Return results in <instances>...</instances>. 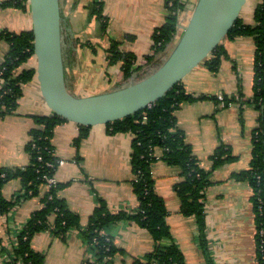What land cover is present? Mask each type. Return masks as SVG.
I'll return each instance as SVG.
<instances>
[{"label": "crops", "instance_id": "obj_1", "mask_svg": "<svg viewBox=\"0 0 264 264\" xmlns=\"http://www.w3.org/2000/svg\"><path fill=\"white\" fill-rule=\"evenodd\" d=\"M7 1L15 5L0 6V32L32 31L28 2L0 0V4ZM59 1L67 89H82L80 86L83 87L85 81L98 85L93 88L95 92L86 96L117 90L154 72L174 49L196 2L189 0L187 9L179 14L177 32L165 53L147 61L146 57L154 54L152 36L165 22L164 0ZM93 1L101 3L108 19L105 35L89 15L88 5ZM259 3L260 0H247L239 15L243 24H254V11ZM110 41L120 42L121 51L136 57L135 70L128 81H124L119 64H107L105 51ZM220 45L224 55L216 71L200 65L182 81L187 95L210 98L182 104L175 112V119L191 155L201 169L209 172L212 183L204 190L202 200L211 264H258L250 204L252 192L247 182L235 178L250 169L251 135L260 118V111L253 102L255 47L253 39L247 36L223 39ZM8 51V43L1 41L0 64ZM30 68H36L34 56L18 71ZM100 77L108 80L97 84ZM1 85L0 80V88ZM33 116H52L36 77L23 85L15 113L0 118V169L29 166L27 145L31 131L38 128ZM79 134V125L66 121L54 128L50 138L52 155L58 163L54 174L59 184L56 197L77 218L78 224L68 230L63 239L50 230L32 236L30 248L43 257V264H81L91 257L81 233L96 208L102 206L108 214L131 215L139 206L133 189L132 135L112 134L105 125L89 127L86 137L80 141ZM220 146L229 149L231 158L213 169L211 159ZM155 156L158 160L152 165L153 189L167 211L165 221L170 240L177 246L184 264H207L198 245L195 219L180 213V201L174 189L183 181L181 171L160 159L161 149H155ZM47 192L48 187L41 185L34 194L26 193L18 178L3 184L1 198L14 205L0 213V251L12 250L16 235L41 209ZM109 230L118 250L110 264H132L154 249L151 235L132 220L124 219ZM6 258L7 255L1 253L0 264Z\"/></svg>", "mask_w": 264, "mask_h": 264}, {"label": "trees", "instance_id": "obj_2", "mask_svg": "<svg viewBox=\"0 0 264 264\" xmlns=\"http://www.w3.org/2000/svg\"><path fill=\"white\" fill-rule=\"evenodd\" d=\"M25 1L28 2V0ZM187 4L189 0L186 4L181 0H164L165 22L155 30L152 36L154 54L147 56V61H151L158 54L165 53L177 32L179 14L186 10ZM12 5L15 4L9 1L0 4L4 8ZM88 10L90 17L97 22L99 31L105 35L108 19L103 14L101 3L93 1L88 5ZM243 36L251 37L254 42L253 102L260 111V118L251 135L250 169L235 178L247 182L251 189L250 204L256 231L255 259L258 264H264V0H260L254 11L253 25L243 24L238 18L224 39L230 40ZM1 41H6L9 45L7 57L0 64V77L4 81L0 88V118H3L15 113L18 100L22 96V87L33 80L36 68L18 71L34 56L32 31L16 34L4 30L0 32ZM120 45V42H109L105 51L106 61L108 65L119 64L124 81H128L133 76L136 57L132 53L121 51ZM223 55L222 45H219L201 65L211 71H216ZM140 80L142 78L137 79L136 82ZM207 98L210 97L194 98L187 95L181 82L150 108L105 125L108 132L112 134L129 133L132 135L133 189L138 197L139 206L131 215L125 212L108 214L102 206L96 208L87 228L81 233L91 255L81 264L111 263L118 250L113 244L109 228L124 219L136 222L151 235L154 241L153 251L142 258L135 259L132 264H184L177 246L170 240V232L165 221L167 211L163 200L155 194L153 189L152 165L158 160L155 157L157 148L162 150L161 160L168 165L178 167L181 171L183 181L174 189L180 201V213L195 219L198 245L207 258V264H211L205 236L202 200L204 190L212 183L209 179V172L201 169L191 155L189 146L185 144L183 134L177 128L175 119V112L182 104ZM33 120L38 128L31 131L27 145L30 164L25 168L0 169V191L8 180L18 178L23 182L25 192L34 194L41 185H46L43 176L53 177L55 174L58 163L52 155L50 138L54 128L65 123L66 120L57 115L33 116ZM88 129L89 127L79 126V141L86 137ZM38 158L42 160L39 161ZM230 158V151L227 147H218L211 159L213 169ZM46 163L53 164V168L46 166ZM58 189L57 182L48 186L41 209L32 215L30 221L16 235L12 250L8 252L2 249L0 251V254L7 255L3 264H43V257L30 248L32 236L38 232L50 230L53 235L63 239L68 230L77 226V218L56 197ZM13 205L12 201L5 202L0 196V213L7 212Z\"/></svg>", "mask_w": 264, "mask_h": 264}, {"label": "water", "instance_id": "obj_3", "mask_svg": "<svg viewBox=\"0 0 264 264\" xmlns=\"http://www.w3.org/2000/svg\"><path fill=\"white\" fill-rule=\"evenodd\" d=\"M247 0H196L167 59L150 75L117 90L75 97L66 86L59 0H28L35 77L52 115L79 126L106 125L149 108L221 44Z\"/></svg>", "mask_w": 264, "mask_h": 264}, {"label": "rangeland", "instance_id": "obj_4", "mask_svg": "<svg viewBox=\"0 0 264 264\" xmlns=\"http://www.w3.org/2000/svg\"><path fill=\"white\" fill-rule=\"evenodd\" d=\"M189 6V4H187V6L186 7H188ZM191 8V7H190ZM193 8V7H192ZM192 8H191V10H192ZM187 9V8H186ZM178 21H179V18H178ZM179 23V22H178ZM99 29V28H98ZM103 44V43H102ZM90 79H92V77H90L89 78V80ZM103 80V82L104 83H106V81L108 80V79H104V78H101L100 77V79L98 80V81H96L97 82V84H98V82L99 81H102ZM82 85H83V87L82 86H80L82 89H74V90H70V87H68L69 88V92L73 95V96H75V97H83V96H85V97H87L86 95H88V94H92L93 92H95V90L93 89V88H98V85H95V84H89V83H87V81H85L84 83H82ZM67 86V85H66ZM100 86V85H99ZM87 88V89H84V88ZM101 87V86H100ZM99 87V88H100ZM91 88V89H90Z\"/></svg>", "mask_w": 264, "mask_h": 264}, {"label": "built area", "instance_id": "obj_5", "mask_svg": "<svg viewBox=\"0 0 264 264\" xmlns=\"http://www.w3.org/2000/svg\"><path fill=\"white\" fill-rule=\"evenodd\" d=\"M181 2H183V3H185L186 4V2H187V0H181ZM136 66V65H135ZM0 75H1V72H0ZM0 80H1V82H2V85H3V83H4V81L1 79V77H0ZM1 85V86H2ZM151 107V106H150ZM149 107V108H150ZM156 157V156H155ZM38 160L39 161H41L42 159L41 158H38ZM46 166H48V167H50V168H53V164H51V163H46ZM43 179L46 181V186L48 187V186H51V185H54L55 183H56V180H55V178H54V176L52 177V176H43Z\"/></svg>", "mask_w": 264, "mask_h": 264}]
</instances>
